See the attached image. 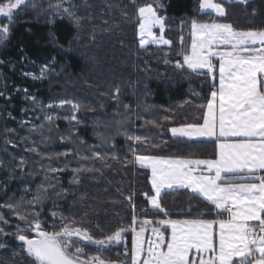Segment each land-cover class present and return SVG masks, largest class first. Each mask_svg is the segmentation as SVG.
Instances as JSON below:
<instances>
[{
    "label": "trees",
    "instance_id": "1",
    "mask_svg": "<svg viewBox=\"0 0 264 264\" xmlns=\"http://www.w3.org/2000/svg\"><path fill=\"white\" fill-rule=\"evenodd\" d=\"M58 2L31 0L22 6L0 45V67L21 85L20 91L7 92L9 100L0 99V215L7 221H0L7 233H0V264H32L16 238L17 226L23 229L26 223L8 204L19 205L16 211L29 221L39 219L47 230L75 221L73 227L87 229L94 238L128 227L133 203L138 221L164 218L142 195L151 188L150 172L133 162V150L209 159L217 152L216 141L176 138L170 132L171 127L202 123L204 109L197 104L211 90L208 77L176 68L181 36L187 47L192 19L231 23L238 30L264 29V0H225L224 17L199 10L200 0H160L164 37L172 45L144 48L132 0H70L71 17L54 13L50 5ZM43 65L54 71L37 91L17 75L26 68L39 72ZM30 116L34 125H24ZM129 135L146 139L137 143ZM37 196L41 199L34 200ZM161 203L173 219L197 212L215 218L212 206L187 190L165 192ZM25 234L35 237L32 231ZM76 242L85 253L82 259L101 255L111 264H130L122 245L98 250L92 243Z\"/></svg>",
    "mask_w": 264,
    "mask_h": 264
},
{
    "label": "snow or ice",
    "instance_id": "2",
    "mask_svg": "<svg viewBox=\"0 0 264 264\" xmlns=\"http://www.w3.org/2000/svg\"><path fill=\"white\" fill-rule=\"evenodd\" d=\"M29 3L31 0H8L0 4V16L12 25L15 10ZM63 3L59 0L50 7L55 14L73 16L72 9L62 7ZM132 3L137 10L140 46L152 43L171 47V39L164 37L160 0ZM224 4L225 0H200L198 8L224 17ZM157 28L158 34L154 32ZM9 35V27L0 28V40H7ZM190 36L187 47L181 36L182 58L175 66L208 77L211 90L209 97L197 104L204 109L202 123L171 127L170 132L190 140L214 139L215 158L136 154L133 150V162L151 173V188L142 195L164 218L138 221L133 203L130 225L103 238L73 227L75 221L57 226L58 230H47L39 219L29 221L16 211L19 205H6L26 223L23 229L17 226L16 238L23 242L32 264H111L101 255L82 259L85 253L74 238L92 243L98 250L122 244L127 254L128 232L133 234L130 264H264V29L238 30L231 23L192 19ZM119 91L116 88L117 97ZM64 103L71 102L61 101ZM72 107L79 106L72 103ZM127 139L142 143L146 138L129 135ZM177 189H188L202 198L212 206L215 218H207L204 212L171 218L162 206L161 194ZM0 221H4L2 215ZM29 231L35 232L34 238L25 234ZM0 233L7 235L2 228Z\"/></svg>",
    "mask_w": 264,
    "mask_h": 264
},
{
    "label": "rangeland",
    "instance_id": "3",
    "mask_svg": "<svg viewBox=\"0 0 264 264\" xmlns=\"http://www.w3.org/2000/svg\"><path fill=\"white\" fill-rule=\"evenodd\" d=\"M62 6L66 7V8H70L71 7L70 0H64V3H63ZM20 10H21V8L15 10L14 23L12 25L8 24V20H7L6 17H4L5 20H1L2 19V16H1V18H0V28L9 27L10 28V32H11V27L15 24V20L17 18V14L19 13ZM154 32H156L158 34L159 33V29L158 28L154 29ZM4 43H5V40H0V45H3ZM148 46H159V45L149 43V44L145 45L144 48L148 47ZM50 70L54 71L52 66L43 65L39 69V72H37V71L34 72L32 69L26 68L24 70H20V72H18L17 75L18 76L21 75V77L23 78V81L25 80L24 82L28 83L31 86L30 89L33 88V89H36L35 91H37L38 87L42 86L43 78L46 77L47 73ZM10 71L11 72H15L14 69H12ZM5 77H6V79L12 80V82L7 84ZM20 87H21V85H19V83L15 80V78H13L11 73H9V74L5 73V70L0 67V99H2L4 97L6 100H9L8 99L9 97H7V92L8 91H20L21 90ZM23 91H26V90H23ZM25 93H27V92H25ZM23 124L24 125L25 124L34 125L33 117L30 116V117L26 118V120H24ZM123 249H125V246L123 247Z\"/></svg>",
    "mask_w": 264,
    "mask_h": 264
},
{
    "label": "crops",
    "instance_id": "4",
    "mask_svg": "<svg viewBox=\"0 0 264 264\" xmlns=\"http://www.w3.org/2000/svg\"><path fill=\"white\" fill-rule=\"evenodd\" d=\"M176 138H185V139H188L187 137H176ZM188 140H190V139H188ZM191 140H207V141H215L214 139H209V138H206V137H201V138H197V139H191ZM138 165V164H137ZM138 167H139V165H138ZM140 168V167H139ZM141 169H143V168H141ZM144 170H148V169H144ZM149 172H150V170H148ZM150 175H151V173H150ZM177 190H187V191H189V192H191L190 190H188V189H177ZM169 191H173V190H166L165 192H169ZM164 192V193H165ZM164 193H162V194H164ZM161 194V195H162ZM151 206V205H150ZM147 235V234H146Z\"/></svg>",
    "mask_w": 264,
    "mask_h": 264
},
{
    "label": "built area",
    "instance_id": "5",
    "mask_svg": "<svg viewBox=\"0 0 264 264\" xmlns=\"http://www.w3.org/2000/svg\"><path fill=\"white\" fill-rule=\"evenodd\" d=\"M128 242V241H127ZM125 255H128L129 254V251L127 250V254H126V249L124 250L123 252Z\"/></svg>",
    "mask_w": 264,
    "mask_h": 264
},
{
    "label": "water",
    "instance_id": "6",
    "mask_svg": "<svg viewBox=\"0 0 264 264\" xmlns=\"http://www.w3.org/2000/svg\"><path fill=\"white\" fill-rule=\"evenodd\" d=\"M1 17V16H0ZM74 239H78V238H74ZM84 242H87V241H84ZM23 244V242H21Z\"/></svg>",
    "mask_w": 264,
    "mask_h": 264
},
{
    "label": "flooded vegetation",
    "instance_id": "7",
    "mask_svg": "<svg viewBox=\"0 0 264 264\" xmlns=\"http://www.w3.org/2000/svg\"><path fill=\"white\" fill-rule=\"evenodd\" d=\"M1 18V17H0Z\"/></svg>",
    "mask_w": 264,
    "mask_h": 264
}]
</instances>
